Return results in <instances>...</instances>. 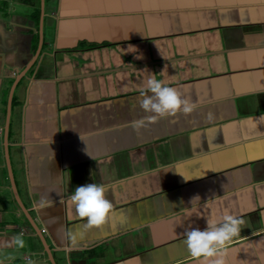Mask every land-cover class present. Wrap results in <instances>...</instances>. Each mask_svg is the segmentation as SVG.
<instances>
[{
    "label": "crops",
    "instance_id": "1",
    "mask_svg": "<svg viewBox=\"0 0 264 264\" xmlns=\"http://www.w3.org/2000/svg\"><path fill=\"white\" fill-rule=\"evenodd\" d=\"M152 77L193 110L149 121ZM87 183L100 227L67 203ZM217 201L245 221L225 264H264V0H0V264H198Z\"/></svg>",
    "mask_w": 264,
    "mask_h": 264
},
{
    "label": "clouds",
    "instance_id": "2",
    "mask_svg": "<svg viewBox=\"0 0 264 264\" xmlns=\"http://www.w3.org/2000/svg\"><path fill=\"white\" fill-rule=\"evenodd\" d=\"M138 105L145 113H151L149 121L173 116L178 112L190 113L194 105L181 97L179 91L164 84L155 77L146 82V89L140 93ZM211 113L208 119H211ZM145 124L144 120L134 123V127ZM67 203L74 209L75 215L84 221L85 228L100 227L105 224L113 213V204L106 197V187L102 184L87 183L75 187L67 196ZM217 207L206 216V226L203 229L185 226L183 236L188 253L198 264H225V255L232 242L240 237L241 229L245 226L242 216L232 212L222 201L215 202ZM43 199L41 207H44ZM192 214H185L186 219ZM185 221V220H184ZM183 221V222H184ZM183 222L178 223L182 225ZM71 240L76 241V234H70ZM23 247L24 241L16 237L14 241ZM72 249H68L71 251Z\"/></svg>",
    "mask_w": 264,
    "mask_h": 264
},
{
    "label": "water",
    "instance_id": "3",
    "mask_svg": "<svg viewBox=\"0 0 264 264\" xmlns=\"http://www.w3.org/2000/svg\"><path fill=\"white\" fill-rule=\"evenodd\" d=\"M41 41H42V37H40V42H41ZM29 66H31V64H30ZM9 109H10V102H9ZM7 127H8V126H6V128H7ZM5 153H6V159H7V161H8V152H7V149H6V152H5ZM8 171H9V178H10V182H11V185H12L13 193H14V195H15L16 200H17V202L20 204V206H21V208H22V210H23V212H24V214H25L27 220L30 222V224L32 225V227L36 230L38 236L41 237V231H40V229L36 227L35 222H34L32 216H31V215L29 214V212L24 208L23 204H22V203L20 202V200H19L18 193H17V190H16V186H15V184H14V178H13L12 173H11V167H10L9 165H8ZM41 240L43 241V245H44V247L46 248V251H47L48 254H49V253H50V252H49V249L46 247V243L44 242V240L42 239V237H41Z\"/></svg>",
    "mask_w": 264,
    "mask_h": 264
},
{
    "label": "built area",
    "instance_id": "4",
    "mask_svg": "<svg viewBox=\"0 0 264 264\" xmlns=\"http://www.w3.org/2000/svg\"><path fill=\"white\" fill-rule=\"evenodd\" d=\"M25 259H26V260H30V257H26Z\"/></svg>",
    "mask_w": 264,
    "mask_h": 264
}]
</instances>
